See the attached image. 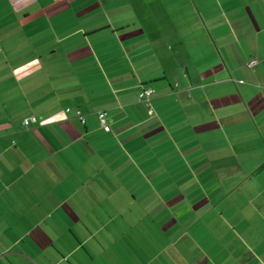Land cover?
<instances>
[{
	"label": "crops",
	"instance_id": "1",
	"mask_svg": "<svg viewBox=\"0 0 264 264\" xmlns=\"http://www.w3.org/2000/svg\"><path fill=\"white\" fill-rule=\"evenodd\" d=\"M0 264H264V0H0Z\"/></svg>",
	"mask_w": 264,
	"mask_h": 264
},
{
	"label": "built area",
	"instance_id": "2",
	"mask_svg": "<svg viewBox=\"0 0 264 264\" xmlns=\"http://www.w3.org/2000/svg\"><path fill=\"white\" fill-rule=\"evenodd\" d=\"M257 64L256 60H251L247 63L248 68H252ZM152 91L151 90H143L139 94V99L144 101L146 104H149V99L151 96ZM66 112H69V110H66ZM75 115L80 119V121L83 123L84 122V117L80 111H76ZM97 118L100 123V126L102 129L106 132L110 131V126L107 120V116L105 112H98L97 113ZM38 119L36 116H29L27 118H24L21 122L22 127L24 128H29L32 125L37 124Z\"/></svg>",
	"mask_w": 264,
	"mask_h": 264
}]
</instances>
